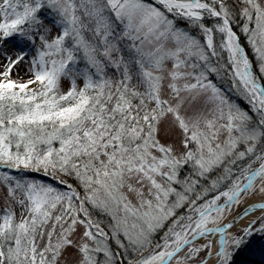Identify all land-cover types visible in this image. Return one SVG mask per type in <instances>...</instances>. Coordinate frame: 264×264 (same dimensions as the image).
I'll use <instances>...</instances> for the list:
<instances>
[{
    "label": "snow or ice",
    "instance_id": "obj_1",
    "mask_svg": "<svg viewBox=\"0 0 264 264\" xmlns=\"http://www.w3.org/2000/svg\"><path fill=\"white\" fill-rule=\"evenodd\" d=\"M0 58V264L264 240V0H0Z\"/></svg>",
    "mask_w": 264,
    "mask_h": 264
},
{
    "label": "rangeland",
    "instance_id": "obj_2",
    "mask_svg": "<svg viewBox=\"0 0 264 264\" xmlns=\"http://www.w3.org/2000/svg\"><path fill=\"white\" fill-rule=\"evenodd\" d=\"M7 50L11 51V45L7 46ZM0 63H3L2 58H0ZM27 69L25 65H20L13 69V78H22L27 80L29 75L26 74ZM65 89L67 88V83L64 85ZM163 136V134H162ZM168 142L174 143L177 148L180 147L179 140L180 134L178 131H174L170 137L167 138ZM37 175V174H32ZM6 196V190L0 188V211L4 207V197ZM248 204L246 201L245 206ZM243 209L241 208V211ZM240 227L233 229L237 231ZM148 253L145 252L146 256ZM203 255V254H202ZM79 259L78 254L74 248H69L65 254L66 264H76V261ZM238 264H264V240L254 239L252 243L242 251V253L237 257Z\"/></svg>",
    "mask_w": 264,
    "mask_h": 264
},
{
    "label": "bare ground",
    "instance_id": "obj_3",
    "mask_svg": "<svg viewBox=\"0 0 264 264\" xmlns=\"http://www.w3.org/2000/svg\"><path fill=\"white\" fill-rule=\"evenodd\" d=\"M251 203H253V200H248V204H251ZM256 215H259V212H257ZM253 218H254L253 216H249L248 219L241 221L240 224L237 225V227H242L243 225L248 223V220L253 219ZM212 264H214V261L212 262Z\"/></svg>",
    "mask_w": 264,
    "mask_h": 264
},
{
    "label": "trees",
    "instance_id": "obj_4",
    "mask_svg": "<svg viewBox=\"0 0 264 264\" xmlns=\"http://www.w3.org/2000/svg\"><path fill=\"white\" fill-rule=\"evenodd\" d=\"M38 175V174H37Z\"/></svg>",
    "mask_w": 264,
    "mask_h": 264
}]
</instances>
